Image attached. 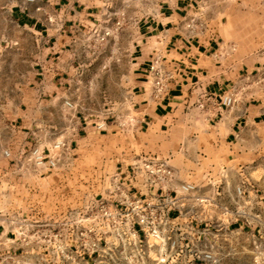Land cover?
Instances as JSON below:
<instances>
[{"label":"crops","instance_id":"0c3cea01","mask_svg":"<svg viewBox=\"0 0 264 264\" xmlns=\"http://www.w3.org/2000/svg\"><path fill=\"white\" fill-rule=\"evenodd\" d=\"M107 1L9 0L14 26L42 45L40 56L32 44L23 51L18 39L17 60L25 68L29 64L33 71L36 58L43 77L58 82L66 71L78 74L80 69L72 65L80 41L88 31L102 32L112 19ZM216 15L210 1L162 0L153 12L138 19L128 57L129 80L124 87V104L133 117V126L126 132L141 138L137 157H168L176 182L184 181V173L198 174L197 179H191L199 187L198 193L216 198L228 210L230 227L264 240V38L247 52L238 50L237 45L229 49L227 26L218 22ZM155 58L171 74L167 93L157 101L150 93L148 75ZM60 89L53 86L50 91L59 93ZM233 92L238 97L233 107L213 105V100ZM206 95L213 99L199 109L197 104ZM77 119L71 138L66 137L65 129L57 132L69 145L91 138L103 121L83 123ZM39 126V133L46 137L33 130L26 135L17 123L8 127L11 165H0V189L10 175L7 188L20 203L46 198L41 195L43 173L35 171L28 155L33 147L44 150L57 139L48 135L51 126ZM105 130L117 129L111 121ZM50 139L51 145L43 144ZM3 153L0 150V159ZM129 164L117 169L126 170ZM34 176L37 180L33 181ZM239 188L244 191L242 196L237 195ZM3 197L6 194L0 192V202ZM235 211L238 217L233 215Z\"/></svg>","mask_w":264,"mask_h":264},{"label":"built area","instance_id":"2783aa9c","mask_svg":"<svg viewBox=\"0 0 264 264\" xmlns=\"http://www.w3.org/2000/svg\"><path fill=\"white\" fill-rule=\"evenodd\" d=\"M107 35L97 41L101 43ZM148 75L150 93L160 100L171 74L155 58ZM212 99L204 96L197 107L204 109ZM237 100L233 92L213 100V105L231 108ZM129 110L125 106L121 114L113 115L115 127L133 126ZM106 119L98 129H105ZM64 142L30 150L28 161L36 172L56 169L69 153ZM198 189L193 182H176L168 157L138 156L126 170H115L107 188L87 199L80 211L55 218L47 214L43 219L0 212V264H220L226 255L243 252L254 264H264V240L231 228L228 210ZM243 194V189H237L238 196ZM39 202L34 203L44 204ZM233 215L238 217V211Z\"/></svg>","mask_w":264,"mask_h":264},{"label":"rangeland","instance_id":"374dc122","mask_svg":"<svg viewBox=\"0 0 264 264\" xmlns=\"http://www.w3.org/2000/svg\"><path fill=\"white\" fill-rule=\"evenodd\" d=\"M161 1L108 0V12L112 18L109 26L100 33L94 30L87 32L85 39L80 41L72 65L80 71L76 75H68L66 71L58 82L56 78L43 77L36 58L33 71L29 64L25 68V64L17 60L20 53L16 49L18 39L23 51L32 44L34 53L40 56L42 45L26 38L14 26L8 10L9 0H0V150L10 151L8 127L11 123H17L26 135L33 130L35 135L42 138L46 136L39 133V125L48 124L51 126L48 133L51 139L61 140L57 134L59 129H65L66 137L71 138L77 118L83 123L91 120L100 122L106 117L107 124L113 122V115L121 114L125 107L124 87L129 80L128 57L135 24L138 19L153 12ZM206 1L215 5L216 20L227 26L226 46L229 49L237 45L238 50L247 52L252 46L261 44L260 39L264 38L262 0H227L226 5L225 0ZM105 32L110 35L99 43L97 38ZM53 86L62 89L59 93L51 92ZM66 102L71 106L68 107ZM107 112L110 114L107 115ZM105 129L91 133V138L82 139L80 143L69 145L64 140L69 153L61 157L55 170L40 176L43 179L41 195L46 198L37 201L43 205L14 200L11 190L7 188L11 177L8 175L3 179L7 184L3 185V190L0 189L1 193L6 194L0 202V212L35 215L43 219L47 214L55 218L72 210L80 211L87 199L107 188L110 175L117 168L136 159L139 153L137 147L142 144L141 138L131 135L130 131L117 127L112 132ZM51 139L43 141V144L51 145ZM0 165L10 166L9 156L4 155ZM197 176L196 173L187 172L182 179L192 182L191 179ZM36 178L39 179V176ZM34 180H37L35 176ZM220 264L254 263L250 255L243 252L226 255Z\"/></svg>","mask_w":264,"mask_h":264}]
</instances>
